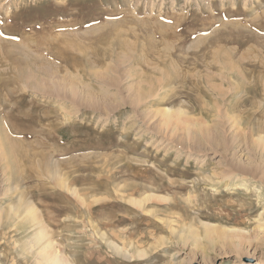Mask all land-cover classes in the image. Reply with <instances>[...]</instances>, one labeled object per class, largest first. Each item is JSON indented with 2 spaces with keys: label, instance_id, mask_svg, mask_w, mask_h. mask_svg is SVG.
<instances>
[{
  "label": "rangeland",
  "instance_id": "obj_1",
  "mask_svg": "<svg viewBox=\"0 0 264 264\" xmlns=\"http://www.w3.org/2000/svg\"><path fill=\"white\" fill-rule=\"evenodd\" d=\"M259 137L264 0H0V264H264Z\"/></svg>",
  "mask_w": 264,
  "mask_h": 264
},
{
  "label": "bare ground",
  "instance_id": "obj_2",
  "mask_svg": "<svg viewBox=\"0 0 264 264\" xmlns=\"http://www.w3.org/2000/svg\"><path fill=\"white\" fill-rule=\"evenodd\" d=\"M167 112V111H165ZM161 113V112H160ZM169 118V116H167ZM260 138V137H259ZM258 140H255L257 141V143H259L260 145L262 144V146L264 147V140H262L261 138ZM136 204L140 205L143 201L142 200H135ZM21 203V202H20ZM21 207V206H20ZM23 208V207H22ZM25 208V207H24ZM11 211V210H9ZM19 212V211H17ZM26 212V211H25ZM12 214L15 213V211L11 212ZM16 214V213H15ZM13 214V215H15ZM27 216L29 218H31V221L33 224H37L35 225L38 226V229H37V234H39V239H38V242L41 244V251L44 253V255H46L45 252H49L51 251L49 245L47 244V242L45 241V238L47 237L46 234H44L43 232V229L40 227V222H38L37 220V217H36V209L35 208H29L28 211H27ZM18 215V214H17ZM16 215V216H17ZM23 216V215H22ZM3 217V216H2ZM15 217V216H14ZM21 217V216H20ZM18 218V217H17ZM22 218V217H21ZM24 218V217H23ZM26 218V217H25ZM1 219V218H0ZM25 221V220H24ZM30 221V222H31ZM31 225V223H30ZM207 228V233H210V232H214V229H211L209 226H206ZM216 229V228H215ZM218 230V229H217ZM212 232V233H213ZM35 236V234H34ZM46 257V256H45ZM45 260L47 261V264H70V262L66 261L65 259L62 258V256H60L59 254H57L56 252H53L52 255H51V258H45Z\"/></svg>",
  "mask_w": 264,
  "mask_h": 264
}]
</instances>
